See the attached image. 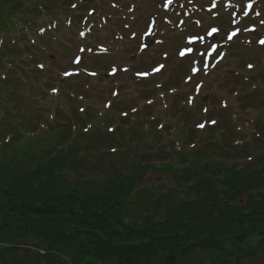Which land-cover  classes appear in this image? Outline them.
Instances as JSON below:
<instances>
[{"label": "trees", "instance_id": "1", "mask_svg": "<svg viewBox=\"0 0 264 264\" xmlns=\"http://www.w3.org/2000/svg\"><path fill=\"white\" fill-rule=\"evenodd\" d=\"M136 1L0 0V112L7 121L16 119L15 135L7 139L12 143L1 142L0 147L6 158L0 163V264H96L114 258L118 264H241L264 253L263 152L253 158L245 150L226 160L205 156L186 151L189 136L178 134L182 149L172 164H163L172 183L156 193L147 186L148 174L160 172L153 160L166 161L159 154L173 149L144 142L131 166L120 169L113 165L116 149L106 152L96 146L90 152L115 128L97 125L86 108L71 106L69 120L53 127L41 116L19 129L17 81L36 79L41 98L71 95V76L52 79L44 72L60 68L56 61L66 49H71L72 67L61 70L63 74L82 67L87 54L109 55L119 30L130 29L121 11ZM155 20L146 28L158 27ZM149 38L157 43V35ZM245 102L260 110L254 93L246 94ZM78 115L90 132L86 126V133L79 130ZM103 120L115 123L107 116ZM40 124L57 133L39 141L30 138L26 155H10V148L19 146L16 135L32 133ZM128 131L124 135L131 147ZM142 152L152 153V161L144 160ZM244 158L250 162L236 164Z\"/></svg>", "mask_w": 264, "mask_h": 264}, {"label": "rangeland", "instance_id": "2", "mask_svg": "<svg viewBox=\"0 0 264 264\" xmlns=\"http://www.w3.org/2000/svg\"><path fill=\"white\" fill-rule=\"evenodd\" d=\"M167 1L138 0L128 5V11L124 6L120 17L128 18L130 29L119 30V38L112 40L109 55L88 57L87 54V62L81 65L83 68L78 66L66 73L72 79L63 82H67L71 95L68 93L63 99L41 98L40 83L36 79L17 81L21 92L17 100L19 111L15 114L22 121L19 129L32 118L41 116L47 121L49 118L53 127L57 122L69 120L71 106L86 108V113L96 119L97 125L115 128L90 152L96 146H102L106 152L116 149L118 159L113 165L120 169L131 166L139 156L138 146L142 149L144 142L148 146L173 149L172 153L159 154L166 157V161H160V157L153 160L160 172L148 174L147 186L156 193L172 183V176L169 170L163 169V164H172L173 155L182 149L181 143L177 144L178 134L189 136L186 151L193 150L205 156L217 155L226 160L245 150L253 158L257 151L264 153V0H257V4L250 7L251 0H223L222 7L218 0H187L185 5L177 0L166 7ZM259 3L263 6L260 18ZM153 17L158 27L146 28ZM212 27L219 29L215 37L207 35ZM196 33L205 39L196 44L198 51L187 53L189 40ZM233 33L235 35L229 40L228 36ZM152 34L157 35V43L149 38ZM135 36L136 39H131ZM213 45L218 47L214 50ZM60 57L56 61L59 69L44 72L52 79V76L58 79L66 75L60 71L72 67L71 49L64 50ZM109 70L113 78H108ZM89 72L106 77L88 80L85 75ZM144 73L146 75H142ZM253 93L259 100L260 110L246 105V94ZM55 113L60 120H55ZM0 114L1 147V142L2 145L12 143L7 139L15 135L16 119L7 121L3 113ZM105 116L114 118L115 123L111 121L107 125L103 120ZM78 117L82 124L79 130L86 133L89 127L81 122L80 115ZM133 120L131 126L127 124ZM203 123L202 130L199 125ZM41 125L32 133L16 135L19 146L14 144L10 155H26L31 139L39 141L57 133ZM127 129L131 147L124 135ZM71 134L68 130V136ZM142 153L144 160L152 161V153ZM2 154L0 163L6 159ZM93 159L91 155V162ZM235 162L242 166L250 161L244 158ZM93 171L91 169L89 174ZM96 264H118V261L114 258L107 262L96 261ZM241 264H264V253L253 255Z\"/></svg>", "mask_w": 264, "mask_h": 264}, {"label": "snow or ice", "instance_id": "3", "mask_svg": "<svg viewBox=\"0 0 264 264\" xmlns=\"http://www.w3.org/2000/svg\"><path fill=\"white\" fill-rule=\"evenodd\" d=\"M169 2H171V0H169ZM73 6L75 7V5H73ZM218 33H219V29L216 28V27H212V28H211V31L208 32L207 35H211V36L215 37ZM234 35H235V33H233L232 35H229V36H228V39L231 40V39L233 38ZM204 39H205V37H204V36H201L199 33L193 34V35L191 36L190 40H189V46L186 47L185 51H186L187 53H192V52H194V51H198V49H197L195 46H196V44H197L199 41H202V40H204ZM211 47L215 50L218 46L213 45V46H211ZM183 54H184V53H182V55H183ZM216 55L219 56L220 53L217 51V52H216ZM213 58H215V57H213ZM249 67H251V65H249ZM157 70H159V69H157ZM142 75H146V73H144V74H142ZM213 123H214V122H213ZM199 126H200V127H203L204 125H199ZM86 130H87V129H86ZM109 131H111V129H109Z\"/></svg>", "mask_w": 264, "mask_h": 264}]
</instances>
